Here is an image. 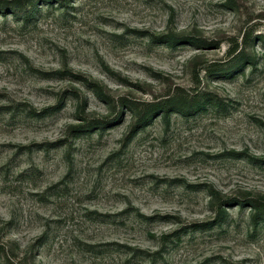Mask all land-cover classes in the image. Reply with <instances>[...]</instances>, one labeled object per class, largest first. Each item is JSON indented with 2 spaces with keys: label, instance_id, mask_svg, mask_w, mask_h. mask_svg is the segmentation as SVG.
Here are the masks:
<instances>
[{
  "label": "rangeland",
  "instance_id": "obj_1",
  "mask_svg": "<svg viewBox=\"0 0 264 264\" xmlns=\"http://www.w3.org/2000/svg\"><path fill=\"white\" fill-rule=\"evenodd\" d=\"M0 264H264V0H0Z\"/></svg>",
  "mask_w": 264,
  "mask_h": 264
}]
</instances>
